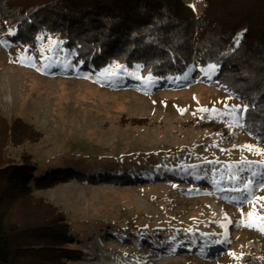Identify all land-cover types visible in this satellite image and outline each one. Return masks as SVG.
I'll return each instance as SVG.
<instances>
[{
    "label": "rangeland",
    "instance_id": "1",
    "mask_svg": "<svg viewBox=\"0 0 264 264\" xmlns=\"http://www.w3.org/2000/svg\"><path fill=\"white\" fill-rule=\"evenodd\" d=\"M185 2L204 11V0ZM15 35L0 18V116L21 117L43 136L8 152L31 154L41 171L100 179L34 191L71 223L66 246L79 254L63 264H240L245 253L263 255L264 231L242 222L264 217V142L244 125L246 103L218 83L217 64L162 80L139 64L85 67L58 34L40 33L36 48ZM117 173L138 180L106 179Z\"/></svg>",
    "mask_w": 264,
    "mask_h": 264
},
{
    "label": "trees",
    "instance_id": "2",
    "mask_svg": "<svg viewBox=\"0 0 264 264\" xmlns=\"http://www.w3.org/2000/svg\"><path fill=\"white\" fill-rule=\"evenodd\" d=\"M204 1L198 14L185 0H0V18L31 47L42 32L58 34L85 67L139 64L141 74L165 80L189 64L215 63L218 83L247 105L245 127L264 142V0ZM205 125L226 127L215 120ZM42 136L21 117L0 116V264H63L65 256L79 254L66 246L72 239L67 214L34 191L73 176L100 179L72 168L41 171L31 154L16 160L7 150ZM106 179L129 184L138 177L117 173ZM240 261L264 264V251L261 257L245 253Z\"/></svg>",
    "mask_w": 264,
    "mask_h": 264
},
{
    "label": "snow or ice",
    "instance_id": "3",
    "mask_svg": "<svg viewBox=\"0 0 264 264\" xmlns=\"http://www.w3.org/2000/svg\"><path fill=\"white\" fill-rule=\"evenodd\" d=\"M190 7H193V10H195V6H194V5H190ZM242 36H243V33L239 34V35L236 37V44H237V45L240 43V39L242 38ZM211 67L214 68L215 66L212 65ZM149 79L151 80V77H149ZM201 111H205V112H207V111H210V110H209V109H201ZM211 111H215V110L213 109V110H211ZM243 147L246 148V149H248L249 151H260L259 149H254L252 145H245V146H243ZM249 183H251V181H249ZM242 191H244V192H249V184H244ZM246 199H247V197H246ZM262 199H264V198H262ZM248 215L251 216L252 213H249ZM259 219H260V221H261V223H260L259 225L254 224V223H251V222L244 224V223L242 222V226H247V227H258V230H260V231H264V217H261V218H259Z\"/></svg>",
    "mask_w": 264,
    "mask_h": 264
},
{
    "label": "bare ground",
    "instance_id": "4",
    "mask_svg": "<svg viewBox=\"0 0 264 264\" xmlns=\"http://www.w3.org/2000/svg\"><path fill=\"white\" fill-rule=\"evenodd\" d=\"M213 64H211V66H212ZM207 71H208V67L205 69V72H204V74H206L207 73Z\"/></svg>",
    "mask_w": 264,
    "mask_h": 264
}]
</instances>
